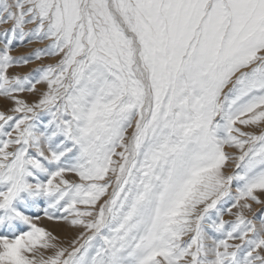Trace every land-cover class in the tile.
<instances>
[{
    "label": "snow or ice",
    "instance_id": "obj_1",
    "mask_svg": "<svg viewBox=\"0 0 264 264\" xmlns=\"http://www.w3.org/2000/svg\"><path fill=\"white\" fill-rule=\"evenodd\" d=\"M0 264H264V0H0Z\"/></svg>",
    "mask_w": 264,
    "mask_h": 264
},
{
    "label": "rangeland",
    "instance_id": "obj_2",
    "mask_svg": "<svg viewBox=\"0 0 264 264\" xmlns=\"http://www.w3.org/2000/svg\"><path fill=\"white\" fill-rule=\"evenodd\" d=\"M15 54V53H14ZM35 65H29V66H27V67H21V68H18V69H15V71H19V72H21V73H24V72H27L28 70H29V68H31V67H34ZM226 219L228 218V217H225Z\"/></svg>",
    "mask_w": 264,
    "mask_h": 264
}]
</instances>
